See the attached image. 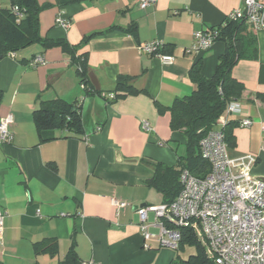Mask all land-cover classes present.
<instances>
[{"label":"crops","instance_id":"0c3cea01","mask_svg":"<svg viewBox=\"0 0 264 264\" xmlns=\"http://www.w3.org/2000/svg\"><path fill=\"white\" fill-rule=\"evenodd\" d=\"M244 1L158 0L142 10L139 0H37L41 38L80 47L96 33L80 53H87L100 93L87 94L71 55L61 47L34 43L0 60V119L14 117L11 140L0 139V211L5 214L0 264H63L72 249L76 264H178L174 252L158 241L145 247L135 207L163 204L147 185L154 171L145 160L174 166L186 155L187 138L171 129L164 109L195 91L190 78L195 65L205 78L214 76L223 42L198 53L186 51L197 31L222 25ZM10 7L11 0H0V10ZM59 16L71 23L68 29L57 25ZM133 26L136 35L126 32ZM247 27L258 58H252L250 45L233 70L245 90L238 101L242 115L229 119L228 154L253 157L251 174L264 178V28ZM157 40L170 49L172 64L138 50ZM38 56L46 63L31 65ZM121 77L136 94L120 96ZM110 94L116 98L104 96ZM55 100L81 102L83 135L50 130L41 142L33 112ZM242 119L252 125L242 127ZM143 121L150 130L142 128ZM113 199L131 206L118 211ZM35 244L46 252L37 254Z\"/></svg>","mask_w":264,"mask_h":264},{"label":"built area","instance_id":"2783aa9c","mask_svg":"<svg viewBox=\"0 0 264 264\" xmlns=\"http://www.w3.org/2000/svg\"><path fill=\"white\" fill-rule=\"evenodd\" d=\"M158 0H139L142 10L156 6ZM19 17L22 15L15 9ZM229 20H244L253 31L264 28V0H245L244 7L236 9ZM57 25L68 29L71 23L59 16ZM216 33L209 30L197 31L194 43L186 53H198L210 49L215 43ZM161 41L140 44L142 54L159 57L163 63L172 64L174 57L163 54ZM14 53L10 56L14 57ZM46 63L43 56L35 57L31 65ZM115 99V94L104 95ZM242 115L238 102L227 109V116L219 121L225 126L228 117ZM14 124L13 115L0 119V139L10 141L9 127ZM242 127H250L251 119H242ZM145 131L151 129L147 121L142 122ZM202 158L210 165V172L197 177L188 169L180 174L181 191L171 203L138 207L139 228L145 247L156 240L160 247L178 250L183 228L200 230L212 264H264V178L254 177L250 166L255 162L251 156L231 159L223 129L210 131L200 142ZM264 151V147H263ZM118 211L131 206L127 201L112 200ZM154 216L151 222L150 216ZM5 214L0 211V235L3 233ZM157 229L159 233L152 230ZM81 264H99L95 261Z\"/></svg>","mask_w":264,"mask_h":264},{"label":"trees","instance_id":"16d2710c","mask_svg":"<svg viewBox=\"0 0 264 264\" xmlns=\"http://www.w3.org/2000/svg\"><path fill=\"white\" fill-rule=\"evenodd\" d=\"M22 15L16 13L15 9ZM42 8L37 0H11V7L0 10V60L11 53H18L34 43H41L45 48L61 47L71 55L72 62L77 66V73L81 84L88 95L99 94L89 79L87 68V53H80L82 46L96 35H90L83 40L80 47H71L63 40L52 41L40 36V14ZM244 20L232 21L228 17L222 25L209 27V31L216 33V41L225 44V51L219 58L215 74L207 79L201 74V67L195 65L191 70L190 78L196 85L195 91L187 97L176 99L174 104L166 108L170 113V127L173 131L183 134L187 138L186 155L179 157L174 166L155 163L145 160L153 168L154 176L147 182L162 197L163 203H171L181 191L180 174L188 169L197 177H204L210 172V165L206 162L200 151V142L210 131L214 130L219 121L227 116V109L233 102H238L243 95L245 86L243 82L233 76L235 67L247 57L249 46H253L252 58H258L253 33L248 31ZM112 30V29H110ZM126 32L136 35L133 26ZM98 34V33H97ZM167 47L162 53L168 54ZM117 91L120 96L136 94L137 90L128 84V79L120 78ZM230 117L225 126L220 125L225 133V141H230ZM33 121L45 142L43 133L50 130H65L74 135L84 134V125L81 115V102L68 104L63 100L43 103L33 112ZM182 240L179 249L194 246L197 253L188 260H180V264H212L203 239L192 228H183ZM42 245L35 244L37 254L46 252ZM77 257L74 249L70 251L63 264H76Z\"/></svg>","mask_w":264,"mask_h":264},{"label":"rangeland","instance_id":"374dc122","mask_svg":"<svg viewBox=\"0 0 264 264\" xmlns=\"http://www.w3.org/2000/svg\"><path fill=\"white\" fill-rule=\"evenodd\" d=\"M216 130H218L220 128V125H216ZM150 220L151 222L154 221V216L151 215L150 216ZM155 233H159V230L154 229L152 230ZM197 234L199 236L200 239H202V233L200 230L197 231ZM165 249H169L171 251L174 252V254L176 255V262L179 264L180 263V259H184V260H188L190 258L191 255H194L197 253L196 248L194 246H186L184 249H179V250H174L173 248L170 247H163Z\"/></svg>","mask_w":264,"mask_h":264},{"label":"water","instance_id":"95a60500","mask_svg":"<svg viewBox=\"0 0 264 264\" xmlns=\"http://www.w3.org/2000/svg\"><path fill=\"white\" fill-rule=\"evenodd\" d=\"M89 79H90L92 85L95 87V89L97 91H99L100 90L99 83H98L97 78H96V76H95V74L93 72L89 73ZM144 206H146V205H142V206H139V207H144ZM135 208L137 209L138 207H135Z\"/></svg>","mask_w":264,"mask_h":264}]
</instances>
